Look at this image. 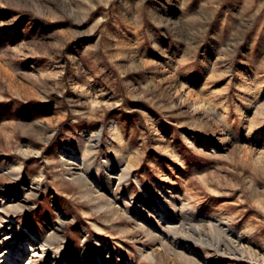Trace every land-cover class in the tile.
<instances>
[{"label": "rangeland", "instance_id": "374dc122", "mask_svg": "<svg viewBox=\"0 0 264 264\" xmlns=\"http://www.w3.org/2000/svg\"><path fill=\"white\" fill-rule=\"evenodd\" d=\"M0 199V264H264V0H0Z\"/></svg>", "mask_w": 264, "mask_h": 264}, {"label": "bare ground", "instance_id": "6f19581e", "mask_svg": "<svg viewBox=\"0 0 264 264\" xmlns=\"http://www.w3.org/2000/svg\"><path fill=\"white\" fill-rule=\"evenodd\" d=\"M98 145H99V133H94L93 135H91V137L87 141V144L84 146L82 154L80 156V160L81 161H84V160L89 161L91 164H94L96 161L95 147H97ZM81 163L82 162H80V164ZM104 167H105V178H106V181L108 182V180L110 179L108 176L109 171H110V169H114L115 166H114L112 160L109 158L106 161V163L104 164ZM87 168H88V166H87ZM97 169H98V167H97ZM127 170H128L127 167H123L122 170H120V174L118 176V184L119 185L121 183L127 181V179H128V171ZM84 172H85V170H82V172L77 175V179L81 183L82 187L86 186L87 184L89 185L88 182H85ZM18 208H19V206L16 205L15 203L13 204V203L9 202L8 200L0 199V210L10 211L11 209H18ZM109 210L112 211V205L110 203H109ZM157 217H159V216H157ZM183 218L184 217H181L179 215L177 216V214L173 213L172 211L167 215L162 214L160 219H163L165 222L168 221L169 223H167L163 226L160 225V227H159L160 232L157 233L155 238L154 237L153 238L158 240L159 243L161 244V246L168 248V250L170 249V247L171 248L172 247H179L180 245H182L181 243L184 242V240H191L192 237L189 234V231L191 230L192 232L197 233V234H199L200 231L196 227L194 228L193 226L192 227L188 226V230H187L186 229L187 225L184 226L185 221ZM59 226H60V224H59ZM147 232L150 233L149 231H147ZM166 233L168 235H165ZM49 238L52 240L53 239L54 240L60 239L59 236L54 231L49 234ZM87 250H88V246L85 248H82L79 255L76 254L77 264H103V260L101 257H99V259L97 261H92L91 259H89L87 256ZM60 257H63V252L60 254ZM148 257H150V256H148ZM189 260H190L191 264H196V262L193 261V259H189Z\"/></svg>", "mask_w": 264, "mask_h": 264}]
</instances>
